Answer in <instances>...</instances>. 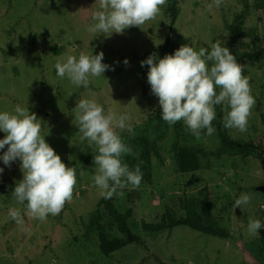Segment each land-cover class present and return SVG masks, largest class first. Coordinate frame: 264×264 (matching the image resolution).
<instances>
[{
	"label": "rangeland",
	"instance_id": "rangeland-1",
	"mask_svg": "<svg viewBox=\"0 0 264 264\" xmlns=\"http://www.w3.org/2000/svg\"><path fill=\"white\" fill-rule=\"evenodd\" d=\"M257 1L223 0L216 7L214 0H176L178 16L172 22L168 11L171 0H167L160 14L141 28L133 26L123 34L105 36L86 30L95 23L93 13L101 10L96 0H0V112L13 113L20 105L35 113L46 142L65 164L75 168L77 175L71 201L58 216L49 215L41 223L29 218L26 205H16L11 195L23 179L21 161L8 167L0 160L4 169L0 173V264H264V228L256 236L247 231L249 218L264 223V192L257 189L264 186L261 161L252 155L224 152L203 157L198 171L181 173L172 150L178 143L215 152L221 143L220 130L264 150V57L257 56L264 48V8L256 7ZM235 24L242 27L243 34L232 43ZM216 42L230 49L249 79L256 103L248 119V131L226 129L222 109H216L211 136L205 129L197 139L183 121L177 122L158 141L161 159L151 148L146 152V162L151 160V179L143 160L139 188L128 185L117 189L111 198H103L92 180L97 168L95 146H88L75 125L73 109L77 102L94 99L105 113L111 110L129 115L134 133L117 129L127 144L126 136L143 129L151 133L147 128L152 112L161 109L147 80L149 66H141V61L155 53L158 63L182 45L210 52V45ZM101 51L102 62L112 67L103 76L92 78L88 88L76 87L57 76L55 64L68 55L78 58L81 52L92 56ZM5 135L0 131V139ZM133 156L122 157L131 170L136 168ZM82 170L86 172L83 177ZM243 194L250 196V203L244 210L235 209V200ZM206 195L228 237L182 225L160 232L144 229V223L160 222L162 213L169 209L182 214L178 202L185 198ZM107 202L127 216L133 234L140 238L111 256L101 251L99 227L104 226L111 236L125 235L107 209ZM10 207L20 208L23 226L8 215Z\"/></svg>",
	"mask_w": 264,
	"mask_h": 264
},
{
	"label": "clouds",
	"instance_id": "clouds-1",
	"mask_svg": "<svg viewBox=\"0 0 264 264\" xmlns=\"http://www.w3.org/2000/svg\"><path fill=\"white\" fill-rule=\"evenodd\" d=\"M223 0H214L220 7ZM101 10L93 13L94 24L87 27L93 34L111 36L123 34L133 26L140 27L160 14L167 0H96ZM211 9L212 5H208ZM211 51H198L182 45L174 54L157 60L155 53L141 66H149L147 74L152 94L158 97L162 109L161 118L169 126L183 121L190 132L199 139L202 130L211 136L215 132L212 122L216 119V106H222L223 126L226 129L248 131V119L256 101L251 94L250 82L243 74V66L237 62L230 49L219 42L210 45ZM104 53L79 57L68 55L63 62L55 64L57 76L67 78L76 87L88 88L92 78L103 76L112 66L103 63ZM211 62V66H209ZM127 65L129 61L125 59ZM114 70V68L112 69ZM217 89L219 92L217 93ZM75 112V125L82 139L95 151L96 174L92 176L100 195L109 199L117 189L128 185L139 188L142 173L139 166L131 170L122 157L132 155V148L125 144L117 129L134 133L127 114H117L94 99H80ZM35 113L16 105L13 113L0 112V131L6 135L0 139V154L3 164L19 160L23 179L12 191L14 203L25 207V214L32 219L46 222L49 215L58 216L65 204L73 197L77 184L76 170L63 162L61 156L46 142L41 134L42 125ZM74 123V122H73ZM4 171L0 168V173ZM86 175L85 171L80 176ZM120 195H123L121 192ZM250 203V196L243 194L235 200L234 208ZM8 215L20 226L24 220L18 207H10ZM264 223L249 218V235L260 234Z\"/></svg>",
	"mask_w": 264,
	"mask_h": 264
},
{
	"label": "trees",
	"instance_id": "trees-1",
	"mask_svg": "<svg viewBox=\"0 0 264 264\" xmlns=\"http://www.w3.org/2000/svg\"><path fill=\"white\" fill-rule=\"evenodd\" d=\"M256 7L264 8V0H258ZM168 9L173 22L178 16V6L176 0H171L170 8ZM241 17L242 15L239 19ZM238 34H243L242 27L235 24L232 30V43L236 41ZM253 56L255 57V55ZM257 56L259 58L264 57V48L259 51ZM217 91H219V89H217ZM145 93L150 99V93L148 91H145ZM149 101L152 104V101ZM151 108L153 109L154 107L151 105ZM216 109H222V107L216 106ZM155 110L156 111L152 112L153 114L149 121V127L147 128L151 129L150 134H147V130L142 128L143 130L137 135L126 136L128 141L127 145L132 148L133 157H136V167L139 166L143 168V160H145V162L148 160L146 152L149 148H151V150L159 156V159L162 158L159 151L158 141L162 140L167 135L169 124L161 118L162 110ZM138 136H140L141 140L138 139ZM219 137L221 143L215 152L206 151L204 148L198 146L175 143L172 150L174 153L176 168L179 172L189 173L198 171L202 167L203 157L208 158L212 154H222L224 152L230 155L238 154L244 157L252 155L261 161L264 168V150L261 146H258L251 141L232 139L225 130H220ZM146 164L148 166L146 168H148L149 179H151V160L149 159V163L146 162ZM178 204L183 210L182 214L177 215L174 210L169 209L167 213H162V219L160 222L144 223V229L151 232H160L163 230H171L175 226L182 225L213 236H229V233L222 228L217 220L218 218L212 211L207 195L199 198H185L183 201L178 202ZM106 206L111 215L116 219L115 221L118 223L119 230L125 235L124 237L111 236V233L104 226L99 227L98 239L100 241L101 251L105 256H111L112 253L125 248L133 241H140V238L133 234L130 226L128 225L126 215L122 214L109 202H107ZM95 216H99V211L96 212Z\"/></svg>",
	"mask_w": 264,
	"mask_h": 264
},
{
	"label": "water",
	"instance_id": "water-1",
	"mask_svg": "<svg viewBox=\"0 0 264 264\" xmlns=\"http://www.w3.org/2000/svg\"><path fill=\"white\" fill-rule=\"evenodd\" d=\"M257 189H259V190H261V191H264V186L261 185V186L257 187Z\"/></svg>",
	"mask_w": 264,
	"mask_h": 264
}]
</instances>
